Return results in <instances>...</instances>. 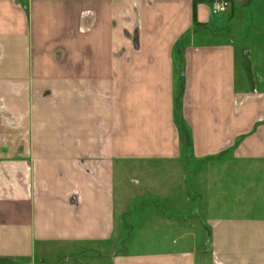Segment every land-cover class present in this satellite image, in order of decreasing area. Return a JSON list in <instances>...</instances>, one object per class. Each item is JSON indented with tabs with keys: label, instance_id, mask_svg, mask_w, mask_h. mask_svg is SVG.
<instances>
[{
	"label": "crops",
	"instance_id": "1",
	"mask_svg": "<svg viewBox=\"0 0 264 264\" xmlns=\"http://www.w3.org/2000/svg\"><path fill=\"white\" fill-rule=\"evenodd\" d=\"M211 1L0 0V264H264V0Z\"/></svg>",
	"mask_w": 264,
	"mask_h": 264
},
{
	"label": "rangeland",
	"instance_id": "2",
	"mask_svg": "<svg viewBox=\"0 0 264 264\" xmlns=\"http://www.w3.org/2000/svg\"><path fill=\"white\" fill-rule=\"evenodd\" d=\"M263 49V48H262ZM263 51L254 49L252 54L249 56L247 61L248 64L251 66V71L256 78H258L260 74L259 66L263 63ZM245 66V65H244ZM199 166L196 163H189L184 166V172L182 177V183L186 184L187 192H188V201L186 202L184 215L191 214L196 212L195 211V188L193 187V183L195 182V169ZM130 170H125L122 174L121 178V185L116 189L117 195L123 198V201H126V205L129 211V217L123 221L120 220V215L116 218V228L122 227L124 230V245H129L127 241H134L137 238L146 237L147 230L143 231V225H145V220L147 218L146 213H159L164 215H171V209L169 203L165 204L159 200L149 198L147 192H149L146 188H150L149 186L153 187L155 183H159L163 181L161 178L165 172L161 170H156L153 173H149L147 169L143 168L142 166H135L130 165ZM185 181V182H184ZM189 199L191 201H189ZM191 208V209H190ZM197 217H199L198 211L196 212ZM120 221V222H119ZM123 224V225H122ZM122 225V226H121ZM127 225V226H126Z\"/></svg>",
	"mask_w": 264,
	"mask_h": 264
},
{
	"label": "built area",
	"instance_id": "3",
	"mask_svg": "<svg viewBox=\"0 0 264 264\" xmlns=\"http://www.w3.org/2000/svg\"><path fill=\"white\" fill-rule=\"evenodd\" d=\"M227 8L228 2L226 0H212L210 3V11L214 15L225 12Z\"/></svg>",
	"mask_w": 264,
	"mask_h": 264
}]
</instances>
